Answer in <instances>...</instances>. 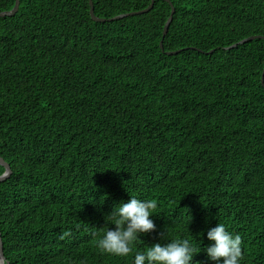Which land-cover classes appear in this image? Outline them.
<instances>
[{
  "label": "trees",
  "instance_id": "trees-1",
  "mask_svg": "<svg viewBox=\"0 0 264 264\" xmlns=\"http://www.w3.org/2000/svg\"><path fill=\"white\" fill-rule=\"evenodd\" d=\"M168 1L164 37V0L105 22L88 0L0 17L5 264H133L97 247L130 196L157 205L133 252L184 238L199 251L223 223L241 264H264V0ZM92 2L108 19L151 0ZM250 36L263 38L224 49Z\"/></svg>",
  "mask_w": 264,
  "mask_h": 264
},
{
  "label": "clouds",
  "instance_id": "clouds-1",
  "mask_svg": "<svg viewBox=\"0 0 264 264\" xmlns=\"http://www.w3.org/2000/svg\"><path fill=\"white\" fill-rule=\"evenodd\" d=\"M156 207L153 201L134 196H130L127 202L114 205L110 214L105 217L115 227L107 228L97 241V247L108 255H132L133 264H193V257L201 250L214 264H241L242 238L239 234L228 231L223 223H216L207 230L206 239L209 243L202 249L200 241L199 251L190 239L184 238L172 239L167 243L157 242L133 252V246L140 240L141 234L155 231L156 225L151 217ZM162 238L163 232L159 234V240Z\"/></svg>",
  "mask_w": 264,
  "mask_h": 264
},
{
  "label": "water",
  "instance_id": "water-1",
  "mask_svg": "<svg viewBox=\"0 0 264 264\" xmlns=\"http://www.w3.org/2000/svg\"><path fill=\"white\" fill-rule=\"evenodd\" d=\"M89 1V5H90V16L91 18L94 20V21H97V22H105V21H112V20H116V19H120V18H123V17H128V16H135V15H139V14H142V13H146L148 12L152 7H153V4H154V1L155 0H151L150 4L148 7L142 9V10H138V11H133V12H129V13H125V14H120V15H117V16H114V17H111V18H99V17H96L95 14H94V6H93V2L92 0H88ZM166 2H168L170 4V7H171V11H170V15L164 25V29H163V34H162V37H164L168 31V27L170 25V22L172 20V17H173V14H174V7L173 5L168 1V0H164ZM18 6H19V0H16L15 1V5L13 7L12 10L10 11H3V12H0V17H4V16H12L14 15L17 10H18ZM256 38H263V37H260V36H250L248 38H245V39H242L240 41H238L237 43H234L233 45L229 46V47H226L224 49H231L239 44H243L245 42H248V41H251V40H254ZM160 48L163 49V44H162V41L160 42ZM213 50L207 52V53H211ZM177 51H170V52H166L167 55H171V54H175ZM263 77H264V70H263V73H262V83H263ZM0 165H2L3 167H5V171L2 175H0V182L5 180L6 178L9 177V174L11 172L10 170V167L9 165L0 157ZM0 264H5V258L3 256V249H2V240L0 238ZM9 264V263H7Z\"/></svg>",
  "mask_w": 264,
  "mask_h": 264
}]
</instances>
